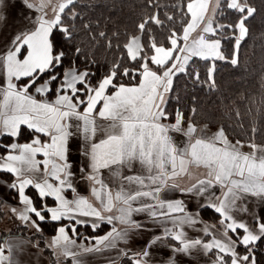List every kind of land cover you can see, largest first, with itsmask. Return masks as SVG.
<instances>
[{"label":"snow or ice","instance_id":"1","mask_svg":"<svg viewBox=\"0 0 264 264\" xmlns=\"http://www.w3.org/2000/svg\"><path fill=\"white\" fill-rule=\"evenodd\" d=\"M74 4L0 0V23L7 27L11 20L14 29L10 35L0 32V137L13 141L0 143V187L23 205L12 207V213L37 232L49 220L70 221L60 224L48 247L61 249L72 264H80L82 253L115 249L118 242L126 245L120 255L127 264H185L194 251L211 255L208 264H258V242L264 241V145L255 143L258 129L253 126L247 142L231 141L223 127L210 136L198 135L202 130L179 108L169 112L165 98L180 74L215 90V61L239 64L241 42L250 31L247 21L257 9L249 0H178L172 7L179 12V29L173 25L158 42L148 26L163 28L165 21L159 12L142 18L139 35L129 36L122 46L124 56L97 79L87 64L83 70L72 66L57 72L69 54L60 40L77 37L75 26L63 22ZM49 8L51 19L46 18ZM225 10L238 13L235 22H219ZM165 17L177 21L175 15ZM83 28L95 41L90 25ZM99 37L112 47L105 32ZM233 38L229 61L222 40ZM72 51L83 53L79 45ZM197 58L213 62L204 80L197 68L189 71ZM125 59L130 62L126 67ZM25 132L30 142L19 143ZM245 147L251 151H243ZM201 167L204 178L182 187L180 180L191 176L190 169ZM77 179L85 183L88 195L78 191ZM166 191L202 201L190 211L183 199L161 198ZM201 208L218 214L219 227L200 220ZM141 214L143 219H134ZM102 223L111 230L92 237L91 247L72 238L79 235L78 226L95 232ZM197 224H203L208 239L187 234L185 226ZM146 234L141 246H132L130 242ZM4 251L0 246V264H12L11 247L9 255Z\"/></svg>","mask_w":264,"mask_h":264},{"label":"trees","instance_id":"2","mask_svg":"<svg viewBox=\"0 0 264 264\" xmlns=\"http://www.w3.org/2000/svg\"><path fill=\"white\" fill-rule=\"evenodd\" d=\"M178 0H75L74 6H69L71 11L66 9L63 17L65 26H75L77 37L75 40H60L61 46L69 53L64 60L62 68L57 72L68 70L72 66H78L83 70L85 64L95 73L96 78L101 77L112 65V62L124 56L123 44L129 36L139 35L137 25L142 18L153 12H159L160 19L165 21L163 28L150 24L157 41L163 40L169 34V28L173 25L179 29V12L172 5ZM257 9L256 14L247 21L249 35L241 42L239 50V64L232 66L228 61H215L216 80L215 90H210L207 84L201 86L194 84L192 79L184 74L175 77L174 91L167 96L168 110L174 113L176 108L184 112L186 119L196 126L206 125L209 128L225 129L226 135L231 141L237 139L247 142L252 139V128L255 126L258 131L255 134V143L264 145V0H249ZM155 5H159L156 7ZM76 13L73 18L72 13ZM165 13L175 15L176 22L167 21ZM238 13L232 10H225L223 16H218L220 23H233L237 19ZM87 23L91 28V35L95 36V41H91L89 34L83 28ZM105 32L112 42V47H107V40L99 37V32ZM228 35L231 36V30ZM219 38V37H218ZM147 39V36L144 37ZM74 45H79L83 53L77 56L73 53ZM120 45V47H117ZM234 38L222 40V50L231 59ZM94 61V63L92 62ZM128 60H123L122 66L129 65ZM212 61H202L198 58L195 63L190 62L191 67L199 70L202 80L206 79L207 68ZM47 76H44V78ZM195 108V114L191 109ZM239 113V116H237ZM4 140V137L2 138ZM29 132L18 139V142H30ZM11 139L6 138V143ZM32 192L27 190V194ZM15 198V194L11 193ZM47 202L52 205V199L47 198ZM4 203L0 200V216L4 214ZM210 212L211 211H206ZM61 223L69 224L66 221L41 223V232L38 240L35 236L25 232L22 226H15L7 233H0V246L3 239L9 236H18L27 239L38 249H42L45 254L51 257V252L45 251V236L54 235ZM109 228L101 225L95 232L89 226H78V236L74 238L89 240V244H94L92 237L103 236ZM72 235L71 232L69 233ZM256 255L258 264H264V241L258 242ZM243 252V248L238 249ZM122 264H127L126 258L121 260ZM50 264H56V260L50 258ZM61 264V263H60ZM68 264V262H62Z\"/></svg>","mask_w":264,"mask_h":264},{"label":"crops","instance_id":"3","mask_svg":"<svg viewBox=\"0 0 264 264\" xmlns=\"http://www.w3.org/2000/svg\"><path fill=\"white\" fill-rule=\"evenodd\" d=\"M38 14L39 13H37V15ZM13 30H14L13 29V22L11 20H9L7 22V27H5L4 24L0 23V32H3L5 35H10ZM3 47H4V45L2 43H0V50H2ZM3 83H4V77H3L2 71H0V85H2ZM38 98H41V97H38ZM98 122L106 123V122H101V121H98ZM196 127L198 129L202 130L201 132L198 133V135H203V136H210L220 129V128L212 129L206 125H199ZM2 138L3 137H0V143L7 144L6 143L7 141L3 142ZM177 139L179 140L180 138L177 137ZM11 142H13V141L12 140L8 141V143H11ZM233 142H235V141H233ZM19 143H22V142H19ZM243 151L250 152L251 149L248 147H245L243 149ZM37 158L42 159V157H40V156H38ZM205 171L206 170L202 167L198 168V169L197 168L190 169L191 176L190 177L186 176L182 180H180L181 186L182 187H189V186H191L192 183H195L197 179L204 178ZM76 183L78 185V191L82 195H88L89 194L85 191L86 185L84 182L77 179ZM27 190L28 189L25 190L26 194H27ZM214 191H216L217 195H219V189H215ZM68 195H69V198H71L72 194L70 192ZM161 198L183 199L188 204L190 211H196L198 209V205L202 201V198H193V197H188V196H182L179 192H167V191L161 193ZM50 199H52V198H50ZM0 200H2V202L4 203V206H3L4 213L8 209L12 208L11 206L16 207L18 209H21V207H23V205L20 204L19 201L13 197V195L7 193L5 191V189L2 187H0ZM52 206H54V205H52ZM205 210L211 211V213L205 212ZM199 213H200L199 218L201 221H203L204 223H207L208 225H216L217 227H219V216H218V214L214 213L213 210H210L207 208H201V209H199ZM261 215L264 216V209H261ZM143 218H144L143 214H141L140 217H134V219H143ZM243 219L245 222L252 224L251 218L249 216L244 215ZM65 221L71 223L70 221H67V220H65ZM101 225H103V223ZM104 225H106L109 228L108 231L111 230V227H112L111 225H107V224H104ZM169 226H171V225H169ZM202 228H203V224H197L195 226V228H189V227L185 226V231L192 238L200 237V238L208 239V238L203 236V232L201 231ZM56 234H57V232L54 235H56ZM54 235H47V236H45V240H44L45 247H47L48 250L51 252V257H48L49 255L45 254L42 249H38L35 245L31 244L27 239H24V238H21L18 236L7 237L6 239H4L1 246L5 249L4 255H9L8 248L11 247L10 256H11L12 264H50V258L55 259L56 264H59V263L62 264V262H68V264H72L71 258L65 257L62 254L61 249L48 247V245L50 244L52 237ZM72 238H74V237H72ZM148 238L149 237L146 234L144 236L137 237V239L134 243L133 242H130V243L132 244L133 247L138 248ZM74 239L76 240L77 245H83L85 247H91L93 245V244H89V240L84 241L82 239H77V238H74ZM125 247H126L125 244H123L122 242H118L117 248H115V249H106V250H103L101 252H94V253H87V254L82 253L77 257V259L80 261V264H122L121 260L124 259V257H122L120 255V249L125 248ZM73 251L79 252L80 249L74 248ZM211 259H213V257L211 255L203 256L202 253L196 252V251L193 252L191 257H185L184 258L185 264H197V262H198V264H208V262Z\"/></svg>","mask_w":264,"mask_h":264},{"label":"rangeland","instance_id":"4","mask_svg":"<svg viewBox=\"0 0 264 264\" xmlns=\"http://www.w3.org/2000/svg\"><path fill=\"white\" fill-rule=\"evenodd\" d=\"M60 2V0H52L53 4H58ZM48 12V16L46 18L51 19L53 16V13L51 11V8L47 9ZM196 33L193 34V36H195ZM69 70V69H68ZM67 71V70H66ZM44 79H47V77H45ZM166 95V99H167ZM6 141V138H4L3 142ZM13 207V206H11ZM23 208V207H21ZM7 210V209H6ZM6 213V214H5ZM4 214H2L0 216V233L1 232H5L7 233L10 229H13L15 226H22L23 228H25V232L29 235L35 236L36 237H40V233L42 232H37L30 223H26L24 221H21L20 219H18L11 211V208L8 209L7 211H5ZM7 237H5L6 239ZM38 238H36L38 240ZM4 240V239H3ZM45 251H48V248H45ZM60 264V263H59Z\"/></svg>","mask_w":264,"mask_h":264}]
</instances>
